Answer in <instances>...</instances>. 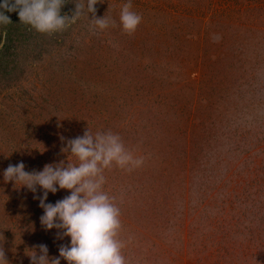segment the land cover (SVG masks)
Returning a JSON list of instances; mask_svg holds the SVG:
<instances>
[{
    "label": "rangeland",
    "instance_id": "rangeland-1",
    "mask_svg": "<svg viewBox=\"0 0 264 264\" xmlns=\"http://www.w3.org/2000/svg\"><path fill=\"white\" fill-rule=\"evenodd\" d=\"M127 2L98 3L116 26L96 33L87 16L49 35L6 12L0 244L10 264H31L40 244L58 258L71 238L41 225L43 189L5 183L4 170L75 163L62 148L88 128L145 158L104 173L128 264H264V0H131L142 16L131 35L120 24Z\"/></svg>",
    "mask_w": 264,
    "mask_h": 264
},
{
    "label": "clouds",
    "instance_id": "clouds-1",
    "mask_svg": "<svg viewBox=\"0 0 264 264\" xmlns=\"http://www.w3.org/2000/svg\"><path fill=\"white\" fill-rule=\"evenodd\" d=\"M74 3L71 15L61 14L66 3ZM104 0H2L0 2V26L12 23L6 12H18L20 23L29 25L40 33L54 34L66 31L82 17L87 16L90 31L102 32L115 27L111 17L96 15L98 3ZM91 14V18H90ZM142 16L132 11V2L128 0L120 12V24L124 32L133 34ZM62 140L65 138L61 137ZM43 152V151H42ZM62 152L76 158L56 164H46L42 171L28 172L20 162L9 165L3 172L5 183L14 182V186H26L31 192H37V186L43 189L40 207L44 209L41 225L46 230H63L60 238L70 237V247L62 245L60 257L50 258L47 245L40 244L27 255L31 264H61V258L68 264H128L124 255L125 242L121 239V210L115 197L104 190L105 170L113 167L132 171L144 164V157L136 156L124 144L119 134L112 131L93 133L88 128L83 136L67 139ZM58 186V187H57ZM17 187V188H19ZM61 189L70 190V195L55 204L46 203L48 193ZM2 241V240H0ZM0 264H10L3 244H0Z\"/></svg>",
    "mask_w": 264,
    "mask_h": 264
},
{
    "label": "trees",
    "instance_id": "trees-1",
    "mask_svg": "<svg viewBox=\"0 0 264 264\" xmlns=\"http://www.w3.org/2000/svg\"><path fill=\"white\" fill-rule=\"evenodd\" d=\"M20 23V22H19Z\"/></svg>",
    "mask_w": 264,
    "mask_h": 264
}]
</instances>
